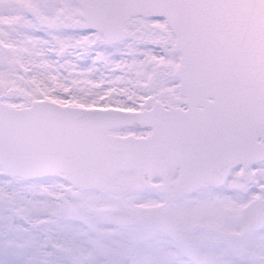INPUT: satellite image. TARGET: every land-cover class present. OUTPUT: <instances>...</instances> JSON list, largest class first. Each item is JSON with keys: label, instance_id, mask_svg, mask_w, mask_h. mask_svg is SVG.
<instances>
[{"label": "snow or ice", "instance_id": "6c2138e0", "mask_svg": "<svg viewBox=\"0 0 264 264\" xmlns=\"http://www.w3.org/2000/svg\"><path fill=\"white\" fill-rule=\"evenodd\" d=\"M0 264H264V0H0Z\"/></svg>", "mask_w": 264, "mask_h": 264}]
</instances>
